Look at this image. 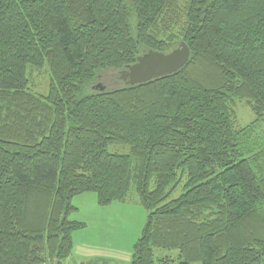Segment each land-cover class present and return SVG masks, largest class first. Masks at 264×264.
Returning <instances> with one entry per match:
<instances>
[{"label":"trees","instance_id":"16d2710c","mask_svg":"<svg viewBox=\"0 0 264 264\" xmlns=\"http://www.w3.org/2000/svg\"><path fill=\"white\" fill-rule=\"evenodd\" d=\"M183 43L177 73L93 89ZM132 191V264H264V0H0V264H64L86 227L72 200Z\"/></svg>","mask_w":264,"mask_h":264},{"label":"rangeland","instance_id":"374dc122","mask_svg":"<svg viewBox=\"0 0 264 264\" xmlns=\"http://www.w3.org/2000/svg\"><path fill=\"white\" fill-rule=\"evenodd\" d=\"M31 90L39 95H47L49 73L47 69H29ZM110 91L123 86L120 71L108 70L99 74L95 84ZM95 85L93 87L95 89ZM90 90L86 91V94ZM237 126L250 125L256 117L245 101L236 103ZM120 152H127L125 150ZM175 195V197L179 196ZM72 205L77 208L69 219L82 222L86 227L73 234V251L64 264H132L134 246L146 225L147 211L141 206L138 196L132 191L125 203H112L101 207L97 196L86 193L75 197ZM170 257L177 263L176 251H155V264L159 259Z\"/></svg>","mask_w":264,"mask_h":264},{"label":"water","instance_id":"95a60500","mask_svg":"<svg viewBox=\"0 0 264 264\" xmlns=\"http://www.w3.org/2000/svg\"><path fill=\"white\" fill-rule=\"evenodd\" d=\"M189 60L190 50L184 43L169 54L148 51L138 57L136 64L120 71V79L126 86L145 84L177 73L188 64ZM95 89L105 90L102 85H98Z\"/></svg>","mask_w":264,"mask_h":264}]
</instances>
